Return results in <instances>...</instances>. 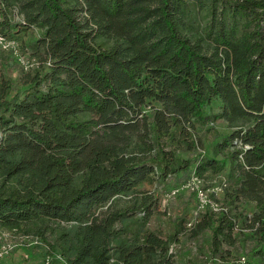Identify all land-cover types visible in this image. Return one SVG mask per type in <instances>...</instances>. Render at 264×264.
<instances>
[{"label": "trees", "instance_id": "obj_1", "mask_svg": "<svg viewBox=\"0 0 264 264\" xmlns=\"http://www.w3.org/2000/svg\"><path fill=\"white\" fill-rule=\"evenodd\" d=\"M36 30L38 69L18 91L0 73V229L67 264H177L181 231L138 219L155 204L137 205L140 186L228 169L226 204L255 206L260 261L234 257L230 209L202 214L191 237L212 232L220 264H264V0H0V37ZM215 105L230 134L212 157L183 158Z\"/></svg>", "mask_w": 264, "mask_h": 264}, {"label": "rangeland", "instance_id": "obj_2", "mask_svg": "<svg viewBox=\"0 0 264 264\" xmlns=\"http://www.w3.org/2000/svg\"><path fill=\"white\" fill-rule=\"evenodd\" d=\"M41 34V31L36 30L34 33L23 36V40H16L14 46L0 43V73L13 82L15 91L21 89L24 76L39 67L31 44ZM218 113L215 105L207 113V122L196 126L195 139L199 146L198 150L181 152L180 155L183 158L193 159L199 154H209V157H212L213 148L219 142L218 137L230 134L231 129L224 120H215ZM227 175L228 169L218 175L205 174L203 179L197 177L194 172L183 173L166 183L157 182L154 185L140 186L139 189L144 194L137 200V205L143 202L141 198L146 195L152 197L155 204L152 205L149 218L145 216L147 214L142 213L138 219L145 222L149 230L163 238L181 231L179 233L180 242L173 244L170 251L177 264H220L211 258L212 232L205 231L196 238H192L191 233L202 214L207 211L219 213L223 209H230L231 215L235 217L238 224L235 236L239 243L231 248L234 257L247 259L252 263L260 261L259 258L252 256V231L247 228L246 223L255 211V206L241 204L236 208V205L226 204ZM131 198L120 197L119 208H125ZM190 223H192L191 227ZM49 240L54 243L55 238L50 237ZM3 245H9L13 250L0 258V264H46L48 258L50 264H67L59 251L52 255L48 246L39 238L21 231L0 229V247Z\"/></svg>", "mask_w": 264, "mask_h": 264}, {"label": "built area", "instance_id": "obj_3", "mask_svg": "<svg viewBox=\"0 0 264 264\" xmlns=\"http://www.w3.org/2000/svg\"><path fill=\"white\" fill-rule=\"evenodd\" d=\"M0 43L7 45V46H14V42H7L5 39H3L2 37H0ZM189 226H192V223L189 224ZM13 249L9 246V245H3L0 247V258L5 257L6 255H8L9 253H11ZM245 260V259H243ZM46 264H50V259L48 258L46 260Z\"/></svg>", "mask_w": 264, "mask_h": 264}]
</instances>
